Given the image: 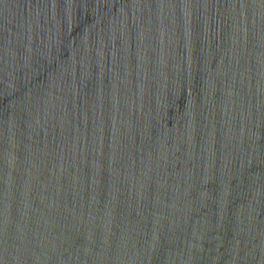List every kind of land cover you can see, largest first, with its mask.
<instances>
[{"label": "water", "instance_id": "obj_1", "mask_svg": "<svg viewBox=\"0 0 264 264\" xmlns=\"http://www.w3.org/2000/svg\"><path fill=\"white\" fill-rule=\"evenodd\" d=\"M0 264H264V0H0Z\"/></svg>", "mask_w": 264, "mask_h": 264}]
</instances>
